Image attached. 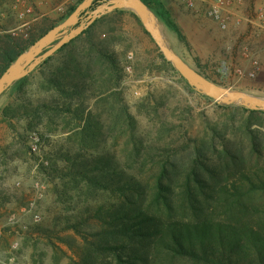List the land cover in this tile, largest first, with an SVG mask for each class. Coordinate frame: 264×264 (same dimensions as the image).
Wrapping results in <instances>:
<instances>
[{
	"label": "rangeland",
	"instance_id": "obj_1",
	"mask_svg": "<svg viewBox=\"0 0 264 264\" xmlns=\"http://www.w3.org/2000/svg\"><path fill=\"white\" fill-rule=\"evenodd\" d=\"M83 1L0 0V75L4 51L27 52ZM156 1L186 37L181 42L151 10L175 54L217 85L264 99L257 26L233 21L224 30L202 2L189 10L185 0ZM227 1L239 18L264 7V0ZM98 20L93 44L111 61L91 55L84 36L0 97V264H120L118 255L148 257L139 243L155 253L144 264H209L171 260L159 236L145 238L152 224L141 216L155 215L165 227L200 217L231 225L225 207L237 202L226 189L264 169V116L190 86L134 11ZM247 189L244 182L246 202L263 206L264 191ZM125 228L128 237L116 232ZM232 247L235 262L254 258L248 245Z\"/></svg>",
	"mask_w": 264,
	"mask_h": 264
},
{
	"label": "trees",
	"instance_id": "obj_2",
	"mask_svg": "<svg viewBox=\"0 0 264 264\" xmlns=\"http://www.w3.org/2000/svg\"><path fill=\"white\" fill-rule=\"evenodd\" d=\"M102 2L103 0H97L94 4V8L98 7ZM143 2L150 10L155 13V15L167 26L168 29L179 36L181 42L186 43L187 40L182 29L174 21L172 14L168 11L164 3L158 2L156 0H143ZM77 8L78 7L72 8L69 16H71ZM63 20L65 21V18ZM99 21L100 20L96 21L95 24ZM95 24L88 28L74 41L64 46L60 51H58V53L64 52L68 47L75 44L82 37L89 36V45L92 47L91 51H98L99 58H106L111 61V58H108V56H106L98 47L93 44L91 30ZM55 27L57 26L55 25L50 27L49 31ZM47 32H45L44 35ZM44 35H42L40 38H42ZM14 49L15 48H10V50L4 51V58L7 66L2 74L16 61L20 54L26 51L23 49L17 52ZM89 69L91 70V68ZM111 80H113L112 77ZM244 111L250 113L251 115L259 114L264 116V112L251 111L248 109H244ZM251 135L253 136V134ZM260 172H262L261 175ZM254 175L255 178L243 176V181L240 185H234L232 188L226 189H232V192H227H230L229 194L231 195V199L237 202L235 203V206L230 205L229 207H225V215H229L228 220L233 222L231 225L226 226L223 222H218L211 218L201 221L203 217H200L198 222L195 224H181L177 221H171L169 226L167 225L165 227L164 225H160V220L157 219L155 215H142L141 218L142 220L146 219V224H152V227L147 228L145 238L151 239L155 236H159V239H157L156 242L163 245L164 250L167 252L168 257L171 260L202 259L209 262V264H264V205L261 206L259 204L247 203L245 199L247 195L244 194V182L247 183V190L249 193L264 191V169L257 171L254 173ZM256 179L258 181H256ZM190 187L191 183L188 185V188ZM222 193L230 198L228 193ZM226 202H228V200L225 202H220V204H225ZM212 210L213 208H210L209 212H212ZM127 230H129V228H125V230L121 232H116L128 237V234L125 232ZM236 242H240L243 246L248 245V249H251V251L255 254L254 258L250 259L249 261L247 260L244 263L235 262L227 250L228 248L234 250L232 246ZM214 245H218L219 248L216 249ZM139 246L142 248V251L145 254H148L149 258L145 256L138 257L135 255L132 258L127 257L122 259L123 256L118 255L117 259L119 263L144 264L146 263V258H148L149 263V260H152L151 258L155 256V253L149 255L148 246L144 248L141 243H139ZM100 248L106 251H111L114 249V247Z\"/></svg>",
	"mask_w": 264,
	"mask_h": 264
},
{
	"label": "water",
	"instance_id": "obj_3",
	"mask_svg": "<svg viewBox=\"0 0 264 264\" xmlns=\"http://www.w3.org/2000/svg\"><path fill=\"white\" fill-rule=\"evenodd\" d=\"M96 1L84 0L68 19L51 29L27 52L21 54L0 77V97L13 84L28 77L43 62L82 35L103 15L117 10H132L138 14L147 33L155 40L166 60L174 65L190 86L222 104L239 103L252 111L264 112V99L246 93L232 92L217 85L175 54L165 44L155 15L142 0H109L107 3L94 8ZM85 16L86 18H84ZM58 39L60 40L52 46L51 44Z\"/></svg>",
	"mask_w": 264,
	"mask_h": 264
},
{
	"label": "built area",
	"instance_id": "obj_4",
	"mask_svg": "<svg viewBox=\"0 0 264 264\" xmlns=\"http://www.w3.org/2000/svg\"><path fill=\"white\" fill-rule=\"evenodd\" d=\"M186 6L189 10H196L197 3L202 2L205 4L206 16L211 20L215 21L220 27L224 30L228 29L229 26L235 22L241 23L243 21L257 26L261 32L264 33V7L255 9L253 17L239 18L236 17L230 8V4L227 0H185ZM237 18V19H236ZM131 60V57H130ZM129 70V69H128ZM31 149L34 153H40L42 150L41 139L38 134L34 133L30 137ZM48 165V163H47ZM36 219H39V216H36Z\"/></svg>",
	"mask_w": 264,
	"mask_h": 264
},
{
	"label": "crops",
	"instance_id": "obj_5",
	"mask_svg": "<svg viewBox=\"0 0 264 264\" xmlns=\"http://www.w3.org/2000/svg\"><path fill=\"white\" fill-rule=\"evenodd\" d=\"M90 54L91 55H94V54L96 55L97 54V56H98L99 53H98V51H91Z\"/></svg>",
	"mask_w": 264,
	"mask_h": 264
},
{
	"label": "bare ground",
	"instance_id": "obj_6",
	"mask_svg": "<svg viewBox=\"0 0 264 264\" xmlns=\"http://www.w3.org/2000/svg\"><path fill=\"white\" fill-rule=\"evenodd\" d=\"M152 20H153L154 22H156L154 18H152ZM156 23H157V22H156ZM260 99H263V98H260Z\"/></svg>",
	"mask_w": 264,
	"mask_h": 264
}]
</instances>
